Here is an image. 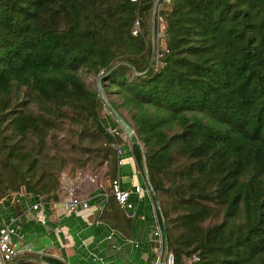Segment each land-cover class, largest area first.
<instances>
[{"label": "trees", "instance_id": "trees-1", "mask_svg": "<svg viewBox=\"0 0 264 264\" xmlns=\"http://www.w3.org/2000/svg\"><path fill=\"white\" fill-rule=\"evenodd\" d=\"M153 4L135 15L131 0H0V200L52 202L62 170L103 167L97 219L131 236L88 80L104 74L140 169L146 160L171 264H264V0H158L156 56ZM6 264L68 263L24 252Z\"/></svg>", "mask_w": 264, "mask_h": 264}, {"label": "crops", "instance_id": "crops-1", "mask_svg": "<svg viewBox=\"0 0 264 264\" xmlns=\"http://www.w3.org/2000/svg\"><path fill=\"white\" fill-rule=\"evenodd\" d=\"M127 147L125 155L120 154L122 162L117 163L121 186L144 185V174ZM104 183L84 181L81 184L79 193L87 196L89 202L84 208L67 209L63 203L64 193L55 201H43L45 222L38 220L37 208L29 207L38 196L18 191L12 198L0 200V226L8 223L12 216L16 217L13 222L18 226L13 240L17 254L44 252L58 256L68 264H152V230L157 223L152 193L144 186L142 192L130 194L132 207L125 209L132 216L131 236L126 237L97 219L98 209L107 194Z\"/></svg>", "mask_w": 264, "mask_h": 264}, {"label": "built area", "instance_id": "built-area-1", "mask_svg": "<svg viewBox=\"0 0 264 264\" xmlns=\"http://www.w3.org/2000/svg\"><path fill=\"white\" fill-rule=\"evenodd\" d=\"M131 1H133V3L135 4L134 13L136 15L140 0H131ZM138 30H139V20L138 18H135L134 29L132 31L133 33H136ZM112 127H115V126L113 125ZM113 133H118V131L115 130ZM117 148H118L117 163L119 165L122 162L123 158L120 156V154L122 153L120 146L117 145ZM61 177H62L61 187L63 189L61 190H62V193H64L66 197L63 199L64 206L67 209L72 210V211L77 208L87 207L89 205L87 196L81 195L78 192L77 188L79 187L80 183L84 180H88L90 182L96 183V177L92 175L91 172L89 173L83 170H77L75 173L70 174V175L63 172L61 174ZM111 184H112L113 194H114L116 201L121 207L127 208V209L132 207V202L129 199V196L132 192L140 193L144 190V186L148 192H151L149 185L147 184V180H145L144 185L136 184L132 188H124L121 186L119 176L116 175V177L112 179ZM29 207H32L34 209L37 208V216H38L39 221L41 222L46 221L43 201L40 199L39 196L36 201L31 202ZM14 220H16V217L12 216L8 223L0 226V263L1 264H6V261L11 260L14 256H16L18 252L16 248V243L13 240V234L16 232V229L18 226L16 225L15 222H13ZM152 238L154 241L158 242L157 248L161 252L163 248V244H164V238H163L162 228L158 223L155 224L152 230ZM160 252L156 254L155 263L160 261V257H161ZM171 263H172V256L171 254H167L164 259V264H171Z\"/></svg>", "mask_w": 264, "mask_h": 264}, {"label": "rangeland", "instance_id": "rangeland-1", "mask_svg": "<svg viewBox=\"0 0 264 264\" xmlns=\"http://www.w3.org/2000/svg\"><path fill=\"white\" fill-rule=\"evenodd\" d=\"M166 5V4H165ZM157 18H158V4L156 5V8H155V11L152 9V13H151V22L153 21H155L154 22V27H155V24H156V32L154 31V34H152V49H153V43H154V54H155V56H156V52H157V46H158V40H160L162 37H161V35H162V30H160V28H158L159 27V25H157ZM158 26V27H157ZM153 54V55H154ZM118 63V62H117ZM116 63V64H117ZM99 77L100 76H89L88 77V80H89V82L90 83H93V82H95L96 83V85H97V88H98V79H99ZM102 78V77H101ZM101 78H100V80H101ZM98 90H99V88H98ZM98 97H99V100H100V102H101V105H100V107H99V113H100V117L102 118V121H103V123H105V125H106V129L107 130H109L112 134H113V136H114V141H115V146H116V149H117V155H118V148H117V145H119L120 146V148H121V151H122V154L123 155H125V150H126V148H128L127 146H129L130 147V145H131V143H132V140H133V138H135L136 137V133H135V130H134V128H133V126L131 125V127L133 128V132H131V134H128L121 126H120V124H117L115 127H112L113 125H110V124H113V121H115V118H114V116H113V114L111 113V111H110V109L108 108V106H107V100H109V98H108V95L106 94V92H104V91H100L99 90V93H98ZM110 101V100H109ZM115 128V129H114ZM115 130H117L118 131V133H113ZM124 150V151H123ZM121 154V155H122ZM144 166V165H143ZM103 167H99L98 168V170L97 171H94V170H92L91 168H89L88 166H82V167H78V168H76L75 169V171H73V172H69V171H67V170H62L61 171V173H60V187H61V184H62V181H61V179H62V177H61V174L63 173V172H65V173H67L68 175H70V174H73V173H75L77 170H83V171H86V172H91L92 173V175H94L95 177H96V181L97 180H100V181H102L103 180V183L105 182V181H107V180H105V179H103V177H101V175H100V173L103 171ZM140 169V168H139ZM141 171H142V173L144 174V170L141 168L140 169ZM144 177H145V174H144ZM102 179V180H101ZM145 180H146V177H145ZM84 181H86V182H90V181H88V180H84ZM84 181H82L81 183H80V185H79V187L77 188V190H78V192H79V189H80V186H81V184H83L84 183ZM91 183H93V182H91ZM109 184V183H108ZM108 184H106V183H104V185H105V188L108 186ZM61 189H62V187H61ZM63 190V189H62ZM61 190V191H62ZM152 200H153V198H152ZM156 222H157V220H156ZM153 242H155V241H153ZM160 252V250L158 249V248H156V254H158ZM168 254V249H167V247H166V244H165V242H164V244H163V248H162V250H161V252H160V255H161V257H160V261L159 262H156L155 263V260H156V258H154L153 259V261H152V264H164V259H165V257H166V255Z\"/></svg>", "mask_w": 264, "mask_h": 264}, {"label": "water", "instance_id": "water-1", "mask_svg": "<svg viewBox=\"0 0 264 264\" xmlns=\"http://www.w3.org/2000/svg\"><path fill=\"white\" fill-rule=\"evenodd\" d=\"M158 0H154V4H153V10L155 11V8H156V3H157ZM151 30H152V34H154V22L152 21L151 22ZM154 43H153V49H152V55L154 54ZM104 74L100 75L99 79H98V88L100 91H103L102 90V84L100 82V78L103 76ZM107 103V106L108 108L110 109L111 113L113 114L115 120L118 122V124H120V126L128 133V134H131V132H133V128L131 127V125L129 124L128 121H126V119L120 114V112L112 105V103L107 100L106 101ZM138 144L140 145L141 149H142V152L144 154L145 152V148L143 146V144L138 140ZM144 174H145V177H146V180H147V184L149 185V188L151 190V193L153 195V198H154V202H155V205L160 208V203H159V200L153 190V187L149 181V174H148V170H147V165H146V160L144 158ZM162 230H163V233H164V240L165 242H167V233H166V226H165V223H164V219L162 221Z\"/></svg>", "mask_w": 264, "mask_h": 264}]
</instances>
